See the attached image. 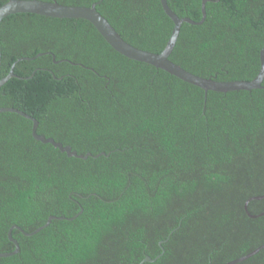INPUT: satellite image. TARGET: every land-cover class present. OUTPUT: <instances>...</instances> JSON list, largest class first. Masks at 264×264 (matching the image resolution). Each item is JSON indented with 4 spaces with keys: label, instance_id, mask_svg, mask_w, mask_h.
I'll return each mask as SVG.
<instances>
[{
    "label": "trees",
    "instance_id": "1",
    "mask_svg": "<svg viewBox=\"0 0 264 264\" xmlns=\"http://www.w3.org/2000/svg\"><path fill=\"white\" fill-rule=\"evenodd\" d=\"M7 0H0V6ZM52 1V0H46ZM97 9L129 43L161 52L174 22L161 0H57ZM203 0H167L202 19ZM184 22L169 58L218 80H252L264 45V0L206 3ZM0 264H224L264 243V89L205 90L115 50L88 20L15 13L1 24ZM24 77V78H21ZM62 77V78H60ZM264 84V80H263ZM264 210V198L249 202ZM236 264H264V249Z\"/></svg>",
    "mask_w": 264,
    "mask_h": 264
},
{
    "label": "water",
    "instance_id": "2",
    "mask_svg": "<svg viewBox=\"0 0 264 264\" xmlns=\"http://www.w3.org/2000/svg\"><path fill=\"white\" fill-rule=\"evenodd\" d=\"M208 1H218V0H203L202 1V14L203 17L201 20L196 21L190 17H180L168 4L167 0H161L162 6L166 14L173 20L174 27L172 30V33L167 41L166 46L161 52H153L146 49L139 48L128 41H126L122 35L116 30V28L110 23V21L97 9V4L100 1L93 2L90 6H83V5H67L62 4L58 2L57 0L52 1H46V0H7L5 3H3L0 6V29L2 21L9 15L15 14V13H36L41 14L49 17H55V18H81L86 19L90 21L100 32V34L105 38V40L119 53L123 54L124 56L145 62L148 64H151L157 68L163 69L167 71L168 73L184 80L189 83H192L194 85H197L205 90L206 93V99H205V105L207 101V94L208 91L214 90L219 92H229L234 90H251V89H257L261 88L264 89V45L260 50V61L261 66L258 74L252 79V80H218L216 77H205L198 74H195L180 64L172 61L169 56L172 53L180 30L181 26L184 22L192 23V24H202L206 18L207 12H206V3ZM51 53L53 56V59L56 63L59 61H69L73 64H80L88 69H91L96 72V70L93 67H89L84 65L83 63H76L69 59H62L57 60L56 55L52 52H40L34 57L30 56H23L17 59L14 64L12 65L8 75L5 77H1V61H2V50H1V36H0V87L5 84L10 78L18 76L14 72V66L15 64L20 60H31L35 59L41 55ZM24 78V77H21ZM62 78V77H60ZM2 112H16L33 122L32 126V134L33 137L36 140H39L43 143H51L55 147L59 148L62 152H66L69 157H77L82 159H87L88 157H95L98 158L101 155H109L105 151H102L97 154H93L92 152L88 151L87 153H79L77 150L73 149V147L69 144L64 145L61 141H57L54 137H46L40 133H38L37 128L39 126V121L36 117L33 115L25 112L24 110H21L16 107H10V106H3L0 107V113ZM264 194L261 195H255L252 197H249L244 204L245 210L247 214L252 218H258L264 215V210L259 213H252L249 210V202L254 199H263ZM83 209L79 213H77L73 217H67L64 215L58 216V215H50L47 222L38 228H36L33 231H26L24 228H22L18 224H14L10 227L8 231V236L11 241L15 243V249L12 251H4L0 252V257H9L12 255H15L20 252V244L17 239H15L12 235L13 229H19L21 232H23L27 236H32L39 231H41L43 228L48 226L54 219H68L72 220L76 218L79 214H81ZM160 245L162 246V253L157 255L156 257H152L150 255H147L144 259H142L138 264H144L145 262H154L156 261L165 251V248L163 246V240L160 241ZM264 249V243L257 246L250 252L237 257L235 259H232L224 264H236L242 261L247 260L248 258L254 256L258 252Z\"/></svg>",
    "mask_w": 264,
    "mask_h": 264
}]
</instances>
